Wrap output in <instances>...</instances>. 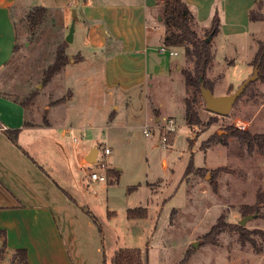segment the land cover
Wrapping results in <instances>:
<instances>
[{"label": "rangeland", "instance_id": "1", "mask_svg": "<svg viewBox=\"0 0 264 264\" xmlns=\"http://www.w3.org/2000/svg\"><path fill=\"white\" fill-rule=\"evenodd\" d=\"M77 10L78 6L51 9L49 22L37 30L27 25L29 10L16 19L18 48L2 76V90L20 101L32 90L39 92L34 104L27 107L30 128L47 126L46 108L62 99L58 82L51 81L46 86L40 83L41 71L52 61L58 41L66 40L70 27L75 26ZM255 11L258 17L264 18V0L259 1ZM161 13L159 8L157 16ZM153 24L163 26L157 19ZM163 28L153 30L157 39L164 35ZM197 30L203 37L199 26ZM259 41H264V21L253 23L245 38L223 41L217 36L212 41L215 62L209 77L215 81L216 95L229 94L231 88L235 90L253 73ZM69 46L71 52L75 43ZM177 51L179 55L172 57L170 80L158 83L155 93L154 89L149 90L150 106L158 108L162 103L156 133L146 136L139 129L129 133L104 127L97 134V148L106 169L87 164L80 176L75 168L71 137H66L76 185L58 167L50 170L47 167L78 204L69 212L70 222L78 224V230L75 229L78 243L74 242L77 240L72 226L68 229L58 218L75 264H88L89 257L93 264H111L116 252L134 248L142 250L145 264H264V148L250 147L229 135V127L234 126L249 131L259 140L264 138V81H255L226 117L207 111L202 98L197 110L204 125L192 128L185 121L187 93L181 74L190 65L184 50ZM220 75L223 77L218 80ZM168 119H174L177 129L168 136L165 145L159 142V135L164 134ZM238 122L244 128H239ZM61 129H58L59 137ZM42 135L26 146V150L36 160L43 162L47 155L57 163L60 157L53 154V140L45 133ZM74 135L82 136L79 131ZM91 138L87 136L84 142L92 143ZM211 138H222L223 143L203 149V143ZM105 146L112 152L107 157ZM191 163L194 169L186 173ZM109 168L121 170L116 184L98 182L84 190L80 182L83 178L93 170L106 175ZM136 208H146L148 218L129 220L127 211ZM255 213H258L256 218L245 226L240 225L246 215ZM217 223H222L224 230L213 229ZM200 241L198 248L192 246ZM13 256L0 235V264H19L12 262Z\"/></svg>", "mask_w": 264, "mask_h": 264}, {"label": "crops", "instance_id": "2", "mask_svg": "<svg viewBox=\"0 0 264 264\" xmlns=\"http://www.w3.org/2000/svg\"><path fill=\"white\" fill-rule=\"evenodd\" d=\"M186 1L202 30L211 26L218 12L220 40L235 41L251 32L249 12L258 0ZM37 3L49 13L75 6L79 11L75 12V47L69 52L67 46L71 62L52 80L59 83L61 98L67 96V100L49 109L47 126L33 129L28 126L27 111L2 90V76L18 45L16 19L38 7ZM158 10V0H0V230L6 232L2 238L9 253L26 250L29 264H75L58 218L68 229L72 226L74 242L78 243V224L69 218L70 208L78 204L49 171L58 167L76 185L66 137H71L80 176L88 164L86 158L98 147L97 134L104 127L131 133L136 129L144 132L148 126L156 133L162 103L154 106L159 111L156 118L149 104V90L155 93L158 83L170 80L173 64L172 57L159 50L164 35L157 39L153 33L155 28H163L153 24L159 18ZM68 31L69 26L65 36ZM9 130L20 131L16 143L9 139ZM76 131L84 140L92 137L93 142L75 144ZM42 133L53 140V154L60 157L57 163L47 155L43 162L36 160L26 150L31 142L42 138ZM80 182L84 190L98 184L90 182V175ZM87 263L93 264L91 257Z\"/></svg>", "mask_w": 264, "mask_h": 264}, {"label": "trees", "instance_id": "3", "mask_svg": "<svg viewBox=\"0 0 264 264\" xmlns=\"http://www.w3.org/2000/svg\"><path fill=\"white\" fill-rule=\"evenodd\" d=\"M259 1L260 0L256 2L254 8L249 12V20L252 23L264 21V18L256 15L255 9ZM158 7L162 12L161 15H159V17H161L159 22L164 27L163 45L176 50L183 49L187 63L190 65V67L184 68L181 71L185 83V91L187 93L184 100L185 121L187 125L192 128L202 127L204 123L200 118L197 107L202 99L201 91L203 88L210 89L215 94V81L210 79L209 72L213 69L215 62V53L212 41L220 33L222 26L221 18L216 11L212 19L211 26L202 30L204 32V36L202 37L197 30L198 22L196 16L186 0H158ZM49 17L50 13L46 7H34L29 10V13L26 16V22L31 30H37L42 28L44 25H47V22H49L50 19ZM210 36L211 40L210 42H207V38ZM67 46L68 44L65 40L58 41V44L51 55L52 61L49 62L47 66L42 68L40 83L43 86L49 84L71 62V59L67 54ZM17 48L18 45L15 47V53ZM75 61L77 62L76 59ZM257 65H259L260 69L259 80L264 81V41H259L258 50L252 63L254 69ZM222 77L223 76L220 75L218 80L222 79ZM253 85L254 83L247 87L244 94L238 99V101L251 90ZM233 91L232 88L229 90L230 93ZM38 95L39 92L37 90H32L25 96L23 101H20L16 97H12V100L21 105L25 111H27V107L34 104ZM64 100L65 98H62L58 101L51 102L46 108V112L48 113L52 106L60 104L64 102ZM152 112L156 118L159 117V111L154 106H152ZM229 132L230 136L236 137L240 142L247 143L250 147L257 145L261 150L264 148V138L259 140L258 137L252 135L249 131H241L234 126H230ZM19 133V130L7 131L9 139L14 143L18 141ZM215 143H223L222 138H211L203 143L202 147L203 149H209ZM193 169L194 166L191 163V165L187 168L186 173L192 172ZM106 178V183H108V185L116 184L119 181L120 172L116 169L109 168L106 172ZM245 214H248V212ZM148 216V210L146 208L129 209L127 211V218L129 220L147 219ZM213 229L219 231L224 230L222 223H217ZM239 230L243 231L241 227ZM244 234L245 233L242 232L241 236L243 237ZM0 235L5 238L6 232L0 230ZM4 246L6 247L5 241ZM12 262L29 264L27 251L23 249L15 251ZM112 264H145L143 252L141 249L137 248L119 250L114 254Z\"/></svg>", "mask_w": 264, "mask_h": 264}, {"label": "water", "instance_id": "4", "mask_svg": "<svg viewBox=\"0 0 264 264\" xmlns=\"http://www.w3.org/2000/svg\"><path fill=\"white\" fill-rule=\"evenodd\" d=\"M158 20H161V17L158 18ZM74 24L70 27L69 34L66 38V43L70 44L73 42L74 38ZM211 36L207 38V42H210ZM260 76V69L259 65L255 67L253 70V73L251 76H249L245 81H243L232 93L227 95H216L214 94L210 89L203 88L202 89V98L204 99L206 110L213 113L214 115L226 117L230 114L232 109L234 108L235 104L237 103L238 99L244 94L247 87L257 81ZM99 150L97 148H94L88 157L86 158V161L90 165H95L98 160ZM258 216V213H255L253 215H248L244 217L240 221V225L245 226L246 223L249 220H252ZM200 242H194L192 246L194 248H198Z\"/></svg>", "mask_w": 264, "mask_h": 264}, {"label": "built area", "instance_id": "5", "mask_svg": "<svg viewBox=\"0 0 264 264\" xmlns=\"http://www.w3.org/2000/svg\"><path fill=\"white\" fill-rule=\"evenodd\" d=\"M75 0H73V3H74ZM160 52L162 53H166L168 55H170V57H176L179 55V52L176 50V49H172V48H168L166 46L163 45V47H161L160 49ZM236 125L239 127V128H244L242 127L241 125H239V122L236 123ZM176 122L174 121V119H168L166 120V124L165 126L163 127L164 128V134H161L159 135V142H162L163 144L167 145L168 143V136H170L171 134L175 133L176 132ZM157 128H159V126H157ZM152 128L151 127H145V130H144V134L146 136H150L152 135ZM84 136L82 138H78V137H73V141L75 144H79L82 140H84ZM111 150L110 148H104V156L107 157L111 154ZM97 165L101 166L103 169H106V166H105V163L103 161V159H99L97 160ZM106 175L104 174H100V173H97V172H92L90 174V182L91 183H96V182H101V183H106Z\"/></svg>", "mask_w": 264, "mask_h": 264}]
</instances>
